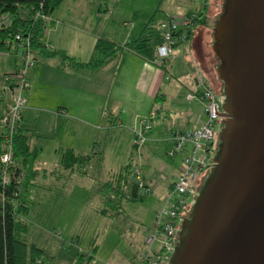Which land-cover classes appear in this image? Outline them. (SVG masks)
Wrapping results in <instances>:
<instances>
[{
    "label": "crops",
    "instance_id": "1",
    "mask_svg": "<svg viewBox=\"0 0 264 264\" xmlns=\"http://www.w3.org/2000/svg\"><path fill=\"white\" fill-rule=\"evenodd\" d=\"M109 1L63 0L48 15V29L40 34L39 42L43 48L52 46V50L44 48L35 55L20 126L36 155L19 160L18 167L26 178L22 181V202L27 207V223L32 209L47 205L53 190L72 186L74 196L80 191L87 193L82 198L86 205L95 202L93 217H104L99 213L103 202L101 184L127 164L132 166L130 177L133 170L139 169L141 181L150 193L125 202L123 215L114 218L129 220L137 227L121 258L123 264H131L143 251L146 229L163 207L166 194L180 173L181 161L189 153L187 147L184 152L168 155L173 134L202 126L206 118L198 88L203 83L211 89L220 84L215 68L218 60L210 45L216 18L210 11V0H167L165 9H160L164 0H159L161 4L144 23L138 28L133 24L129 29L104 15ZM158 12V24L167 16H196L193 33L174 50V57L164 67L156 61L161 37L153 24ZM150 21L148 33H144ZM142 34L145 37L140 41ZM98 39L131 45L99 68L74 67L71 59L87 62ZM17 55L14 43L9 50L0 51V117L11 103L9 93L3 90V77L16 70ZM189 94L194 98L187 99ZM156 107L159 110L146 134L147 140L137 148L132 144V130H137L138 120ZM2 146L0 140V149ZM162 149L166 160L159 159ZM68 151L93 157L86 174L63 170L64 154ZM129 206L133 209L127 212ZM79 218L74 215V223ZM95 248L94 253H98L100 246Z\"/></svg>",
    "mask_w": 264,
    "mask_h": 264
},
{
    "label": "water",
    "instance_id": "2",
    "mask_svg": "<svg viewBox=\"0 0 264 264\" xmlns=\"http://www.w3.org/2000/svg\"><path fill=\"white\" fill-rule=\"evenodd\" d=\"M212 32L222 125L169 264H264V0H223Z\"/></svg>",
    "mask_w": 264,
    "mask_h": 264
},
{
    "label": "built area",
    "instance_id": "3",
    "mask_svg": "<svg viewBox=\"0 0 264 264\" xmlns=\"http://www.w3.org/2000/svg\"><path fill=\"white\" fill-rule=\"evenodd\" d=\"M43 28L48 21L45 14H36L31 18ZM196 16H167L159 24L162 44L157 47L156 61L165 66L174 57V50L187 42L193 33ZM12 24V18L6 14L0 19V29ZM13 43L18 50L17 68L3 77V90L9 93L11 103L4 116L0 118V139L3 142V153L0 156V183L6 186L10 181V171L16 169L17 162L13 159V139L20 129L22 112L26 108V92L30 87L28 75L35 65L36 50L28 35L16 34ZM52 50V46H44ZM197 96L203 105L205 122L197 129L173 134V147L168 155L173 156L184 152L189 147V153L181 161L180 173L168 190L163 207L154 215L146 229L144 249L139 255L140 264H169L173 246L178 241V231L181 218L190 212L196 197L198 183L212 167V157L215 151L216 133L220 122L221 102L216 93L206 83L200 84ZM194 98L191 94L187 99ZM159 107L154 108L148 116L138 120L139 128L132 130V144L140 148L147 140ZM210 165V166H208ZM132 181L137 185L138 195L150 193L140 178V170L132 172ZM20 185V180L17 181Z\"/></svg>",
    "mask_w": 264,
    "mask_h": 264
},
{
    "label": "trees",
    "instance_id": "4",
    "mask_svg": "<svg viewBox=\"0 0 264 264\" xmlns=\"http://www.w3.org/2000/svg\"><path fill=\"white\" fill-rule=\"evenodd\" d=\"M62 2L63 0H0V19L6 14L12 18V24L9 27L0 29V51L9 50L16 34L28 35L36 53L44 50L39 42L41 25L31 18L38 13L49 15L58 9ZM152 21L146 25L144 33H148ZM144 37L145 35L142 34L140 41H143ZM130 45L131 42L120 46L106 39H98L92 56L87 62L82 63L71 59V63L77 68L96 69ZM2 153L3 146L0 149V156ZM33 154L26 135L19 129L14 135L12 154L17 167L10 171L8 185L2 186L0 183V264H47L46 259L51 258L36 245L28 244L24 239V235L28 232V223L25 220L27 207L22 202L24 189L22 181L26 178L18 167V161ZM92 158L89 155L68 151L64 154L62 168L68 173L86 174ZM131 167V164H127L101 184L99 193L103 202L99 213L102 216L117 218L123 215L125 202L140 197L137 185L132 180L130 192H127L130 179H132V173L130 177ZM19 180L20 185L17 184Z\"/></svg>",
    "mask_w": 264,
    "mask_h": 264
},
{
    "label": "rangeland",
    "instance_id": "5",
    "mask_svg": "<svg viewBox=\"0 0 264 264\" xmlns=\"http://www.w3.org/2000/svg\"><path fill=\"white\" fill-rule=\"evenodd\" d=\"M116 2L117 0H110L107 13H103L106 17L111 16L112 22L116 21L123 28L129 29L134 26L138 28L146 21L151 12L161 4L159 0H121L114 10ZM210 2V11L212 10L213 15L217 18L222 13L223 0H210ZM166 3L167 0H164L160 9H165ZM160 15L161 13L158 12L153 28L158 31L161 37L158 28ZM48 23L49 21L46 22L40 34L48 29ZM216 88L213 91L216 93L218 101L221 102L220 84ZM221 125V123L218 125L217 131ZM164 151L162 149L160 152V160L162 157L166 160ZM205 176L198 183L199 186L202 185ZM86 195L87 193L80 191L77 196H74V186L70 189L65 188L63 191L53 190L48 195L50 200L47 205L41 209L39 207L32 209L28 232L24 238L28 244H35L45 250L47 256L51 257L46 259L47 264H123L121 258L128 249L126 242L131 240L132 233L137 228L135 223L129 220L123 222L122 218L115 221L107 217H99V215L93 217L95 214L91 212V209L95 207V202L92 201L90 206L86 205L82 201ZM131 209L133 206H129L127 212ZM187 214L189 212L186 213L185 217ZM74 215L80 216L76 221L77 223H74ZM95 245L100 246L98 253H94L97 250ZM94 249L96 250L94 251ZM131 264H140L139 254Z\"/></svg>",
    "mask_w": 264,
    "mask_h": 264
}]
</instances>
